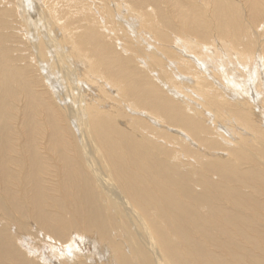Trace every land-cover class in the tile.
I'll return each mask as SVG.
<instances>
[{
	"label": "bare ground",
	"instance_id": "1",
	"mask_svg": "<svg viewBox=\"0 0 264 264\" xmlns=\"http://www.w3.org/2000/svg\"><path fill=\"white\" fill-rule=\"evenodd\" d=\"M0 264H264V0H0Z\"/></svg>",
	"mask_w": 264,
	"mask_h": 264
}]
</instances>
